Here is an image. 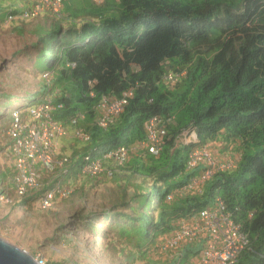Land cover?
I'll use <instances>...</instances> for the list:
<instances>
[{
    "label": "trees",
    "instance_id": "obj_1",
    "mask_svg": "<svg viewBox=\"0 0 264 264\" xmlns=\"http://www.w3.org/2000/svg\"><path fill=\"white\" fill-rule=\"evenodd\" d=\"M234 1L120 0L116 9L104 6L90 12L95 21L78 26L70 18L67 29L53 24L36 31L35 64L53 73V84L64 89L50 98L57 107L55 119L74 131L72 119L85 115L78 123L91 136L85 155L131 149L147 141L149 119L170 121L158 155L146 149L142 159L136 156L125 164L142 182L129 198L124 195L105 211L107 223L140 251L156 247L180 219L220 197L250 241L236 264H264V0ZM167 63L187 74L178 90L165 85ZM42 82L45 91L36 93L37 103L52 90L46 77ZM129 91V104L109 127H101L94 107L105 96L122 98ZM8 102L1 108L9 109ZM187 129L195 130L199 143L177 146ZM221 134L242 144L236 168L217 173L201 197H179L177 192L203 168H188L190 154ZM76 165H70L69 173ZM150 178L154 184L148 187ZM98 215L86 217L91 230L98 228ZM200 249L187 247L184 258L176 257L174 264H186Z\"/></svg>",
    "mask_w": 264,
    "mask_h": 264
},
{
    "label": "rangeland",
    "instance_id": "obj_2",
    "mask_svg": "<svg viewBox=\"0 0 264 264\" xmlns=\"http://www.w3.org/2000/svg\"><path fill=\"white\" fill-rule=\"evenodd\" d=\"M230 1L233 0H224ZM234 2L236 4L238 0ZM119 3L120 0H64L60 15L45 8L36 17L24 18L22 12L33 6L32 0H0V238L20 247L35 258L44 257L47 264H174L176 253L179 252L164 251L163 240L157 243L159 246L156 244V247L152 246L147 251H140L122 238L115 226L107 223L105 211L115 208L124 195L129 198L134 193V186L141 183L143 177L130 174L132 167L129 164L118 167L111 161L109 166L113 171L112 175L105 172L92 178L80 173L78 166L83 165L85 148H89L91 143L77 138L71 126L64 125L67 134L59 137L56 142L58 155L72 158L75 156L73 162L77 164V172L65 176L60 175L59 169L44 172L42 189L30 190L25 196L18 193L12 182L14 158L10 151L11 139L8 130L13 111L19 110L23 116L27 115V120H31V106L43 102L48 93L40 97V103L35 101L38 97L36 93L40 91L43 94L45 91V86H42L43 77H46L52 86L47 99H55L64 92L63 88L53 84V73H44L35 64L39 54V49L35 47L38 27L42 25L51 28L53 24H61L63 29H67L72 25L70 18L76 19L75 24L79 26L83 21H95L90 12H99L104 6L116 9ZM15 10L18 13L13 14ZM175 69L174 64L165 65L167 72H175ZM186 75L174 83L164 80L166 87L170 90L180 89L184 85ZM73 86L69 84L68 87ZM70 93L72 92L68 91V96ZM9 100L8 105L11 107L6 110L1 108ZM94 110L97 113V122L101 117V110L98 106L94 107ZM81 125L77 128L86 132L85 127H80ZM194 137H197L195 130H185L178 137L177 146L191 143ZM194 143H199V140ZM208 144L214 160L222 164L230 163L236 168L243 151L240 141L229 140L221 134ZM202 147L204 145L198 148ZM132 149L134 153L138 150V154L132 153ZM146 149L142 144L132 147L130 158L137 156L140 159V154L146 153ZM250 152L254 153L255 150ZM129 176H132L130 184L126 181ZM57 184L58 188L62 186L69 189L71 194L67 198L56 199L52 208H43V188L46 190ZM153 184L154 178L146 182L148 187ZM197 192L196 195L200 196L201 193ZM195 193L183 190L177 194L183 198ZM91 214H99L98 220L94 222L98 227L97 231L86 225V217ZM186 249L187 247H184L181 251ZM191 260L186 264H190ZM179 264L185 263L181 260Z\"/></svg>",
    "mask_w": 264,
    "mask_h": 264
},
{
    "label": "built area",
    "instance_id": "obj_3",
    "mask_svg": "<svg viewBox=\"0 0 264 264\" xmlns=\"http://www.w3.org/2000/svg\"><path fill=\"white\" fill-rule=\"evenodd\" d=\"M33 6L22 12L24 18L36 17L43 10L49 9L60 15L64 0H32ZM184 72L168 73L164 80L170 83L178 82ZM133 92L129 91L122 98H102L99 104L101 117L98 124L107 128L121 114L125 106L129 104ZM31 120L21 111H13L8 135L11 139L10 151L14 158L12 182L18 193L25 196L30 190H41L44 185L42 176L44 172L60 170V175L69 174V167L73 163L69 156L58 155L59 137H64L66 128L64 124L55 119L54 112L57 108L50 99L37 106H31ZM84 115L78 114L72 119L75 136L83 141L90 142L91 136L77 128ZM160 117H153L146 122L147 141L143 143L153 154L158 155L164 146V139L168 134L167 123ZM197 134V133H196ZM194 137L190 142H196ZM130 159V149L122 146L105 155L87 154L83 165L78 167L80 173L95 178L103 173L112 175L113 171L107 164L113 161L116 166H124ZM202 166L200 173L189 184L179 191L202 193L204 186L213 179L218 172H227L234 169L230 163H219L214 160L210 145L198 147L190 154L188 168L194 169ZM45 190L41 196V204L45 209L52 208L58 198H67L71 191L65 187H57ZM178 191V192H179ZM177 192V193H178ZM196 194V193H195ZM175 194L169 195L168 200L174 199ZM164 251H176V256L181 259L184 247H198L200 252L193 258L190 264H236L242 252L250 247L248 236L242 231L240 225L235 222L233 213L228 211L225 202L216 197L214 204L200 211L192 217L182 218L176 229L167 235L162 242ZM161 244V246H162ZM38 264H47L44 257L37 256Z\"/></svg>",
    "mask_w": 264,
    "mask_h": 264
},
{
    "label": "water",
    "instance_id": "obj_4",
    "mask_svg": "<svg viewBox=\"0 0 264 264\" xmlns=\"http://www.w3.org/2000/svg\"><path fill=\"white\" fill-rule=\"evenodd\" d=\"M0 264H38L36 258L18 246L0 238Z\"/></svg>",
    "mask_w": 264,
    "mask_h": 264
},
{
    "label": "crops",
    "instance_id": "obj_5",
    "mask_svg": "<svg viewBox=\"0 0 264 264\" xmlns=\"http://www.w3.org/2000/svg\"><path fill=\"white\" fill-rule=\"evenodd\" d=\"M139 145H140V144H139ZM142 145H143V144H142ZM135 147H138V145L135 146ZM136 151H137V152L134 153L133 149L131 150L132 153H134V154L137 153V154H138L139 151H138V150H136ZM137 154H136V155H137ZM142 154H143V153H142ZM142 154H140V155H142ZM130 159H131L130 161H132V160H133V157H131ZM111 162L113 163V161H111ZM109 163H110V162L108 161L107 164L109 165ZM74 164H75V161L73 162L72 166H73ZM110 164H111V163H110ZM113 164H114V163H113ZM72 166H71V167H72ZM73 169H74V170L72 171V173H74V172L77 170V169H75V166L73 167ZM72 173H71V174H72Z\"/></svg>",
    "mask_w": 264,
    "mask_h": 264
}]
</instances>
